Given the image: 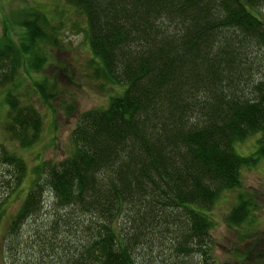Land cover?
Returning <instances> with one entry per match:
<instances>
[{
    "label": "trees",
    "instance_id": "trees-1",
    "mask_svg": "<svg viewBox=\"0 0 264 264\" xmlns=\"http://www.w3.org/2000/svg\"><path fill=\"white\" fill-rule=\"evenodd\" d=\"M66 1L86 15L93 74L123 88L77 113L68 155L32 168L1 243L8 264H217L207 211L239 186V167L264 159V75L253 66L264 55L255 14L264 0ZM28 13L18 39H0L3 129L23 146L43 118L21 96L20 69L42 67L38 42L49 35L47 15ZM32 87L47 100L53 86L36 78ZM257 132L253 152L234 149ZM5 148L0 141L9 165L0 183L17 190L26 162ZM249 209L239 193L226 221L240 223ZM29 220L35 255L22 258L11 241Z\"/></svg>",
    "mask_w": 264,
    "mask_h": 264
},
{
    "label": "rangeland",
    "instance_id": "rangeland-1",
    "mask_svg": "<svg viewBox=\"0 0 264 264\" xmlns=\"http://www.w3.org/2000/svg\"><path fill=\"white\" fill-rule=\"evenodd\" d=\"M33 8L47 15L48 21L42 27L50 36L38 42L45 52L42 67L33 69L28 66L25 70L20 66L23 79L18 86L21 96L25 100L31 99L36 108L40 109L43 124L37 140L28 146L12 139L3 129L7 111L3 99L5 89L0 87V141L6 150L12 149L23 156L27 166V178H24L17 190H8L3 185L6 184L4 181L0 183V191L5 190L4 194L8 193L3 199L0 197V264H8L7 248L1 243L10 241L5 233L7 221L21 203L23 188L31 176L32 168L42 159L56 161L68 155L72 144L69 135L77 113L92 106L106 105L110 96L117 95L123 88L120 83L116 84L103 76L96 77L93 74L96 63L87 42L86 15L66 0H0V39L4 34L13 40L18 39L26 29L22 25L25 21L23 19ZM255 14L264 18V8L255 10ZM258 55L253 58V66L262 76L264 55ZM36 78L50 80L53 87L47 100L33 89L32 81ZM258 135L259 132L249 134L242 140L237 139L234 149L243 155L253 152ZM258 159L255 163L239 167V186L221 191L207 211L213 220L209 234L212 239L211 253L217 264H264V159ZM7 167L9 165L0 162V174L4 172L6 175ZM239 193L250 201L249 214L240 223H228L226 216L229 209L236 204ZM45 201L51 202L48 196ZM28 222L29 224L25 222L21 227L18 237L13 236L11 241H15L12 247L17 248L22 258L35 255L28 243H25L28 239L27 231L33 229L32 224L35 221Z\"/></svg>",
    "mask_w": 264,
    "mask_h": 264
}]
</instances>
